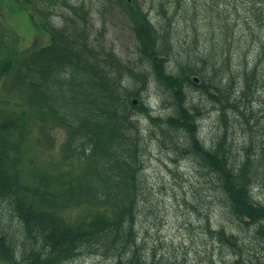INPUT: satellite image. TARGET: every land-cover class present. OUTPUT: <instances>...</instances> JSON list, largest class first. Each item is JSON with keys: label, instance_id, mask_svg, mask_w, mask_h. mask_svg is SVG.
Here are the masks:
<instances>
[{"label": "trees", "instance_id": "16d2710c", "mask_svg": "<svg viewBox=\"0 0 264 264\" xmlns=\"http://www.w3.org/2000/svg\"><path fill=\"white\" fill-rule=\"evenodd\" d=\"M114 1L137 41V71L113 49L94 44L92 8L84 2L0 0L48 36L46 43L21 46L0 34V264H67L86 255L111 264H171L145 251L137 228L147 139L193 159L205 190L238 224V233L213 227L209 218L204 225L234 254L227 264H264V202L254 194L264 185V0H241L244 26L259 30L250 50L241 49L236 24L224 14L219 59L182 57L173 42L175 13L169 15L164 0L158 4L165 22L153 21L137 0ZM211 11L223 20L216 7ZM235 38L238 54L224 66L225 47ZM150 76L168 98L164 116L145 98ZM192 91L220 111L223 128L210 146L199 135L204 112ZM141 115L150 121L149 135ZM231 117L247 135L240 150ZM55 130L66 134L58 148ZM9 214L20 224L13 231Z\"/></svg>", "mask_w": 264, "mask_h": 264}, {"label": "rangeland", "instance_id": "374dc122", "mask_svg": "<svg viewBox=\"0 0 264 264\" xmlns=\"http://www.w3.org/2000/svg\"><path fill=\"white\" fill-rule=\"evenodd\" d=\"M72 1L76 5L84 2L91 6V37L94 44L113 49L124 62L134 66L136 71L139 70L136 68L139 62L137 41L121 7L114 0ZM137 1L142 4L153 21L165 22L158 4L161 0ZM164 2L170 10H168L169 15L175 13L173 19L176 31L173 42L183 58L199 55L207 59L209 55H215L219 59L224 47L222 34L225 33L219 25L225 23L221 27H226L227 19L231 24H236L235 34L244 43L242 50L244 47L245 51L250 50V44H257L259 30L255 28L256 26L251 28L244 26L245 5L241 0H164ZM9 7L8 10H4L0 6V34H4V38L10 43L14 41L21 46H33L36 41L39 42V39L44 40L43 43L48 42V36L36 29L29 17L17 8H13L11 4ZM213 7H216L218 13L228 15L226 20L225 15L222 17L223 20L215 17L211 11ZM56 15L58 16L54 17V21L61 24L62 17ZM212 20L214 22H211ZM213 32L216 34L213 35ZM244 39L248 41L245 42ZM238 43L235 38L234 43L231 44L234 46L226 45L222 56L224 66L227 60L238 54ZM250 54L247 53L249 59H251ZM171 64L174 65V61ZM145 67L144 70L147 71L149 67L147 65ZM190 94L193 101L202 106L204 113L199 119V135L205 144L210 146L216 139L215 135L223 128L220 111L216 109V105L201 99L196 92L192 91ZM145 98L152 112L163 116L170 112L167 106L168 98L162 94L161 87L151 76L148 79ZM149 122L145 115L140 116V124L145 130V135H149ZM229 125L235 137V150H240L241 141L243 138L246 139L247 135L243 133L239 122L232 117ZM53 134L56 139L55 147L58 148L66 134L59 130H55ZM147 140L151 144L145 154V192L137 222L140 242L145 251L148 254L155 253L157 258L164 255L171 264H227L234 258V254L220 242L214 241L204 225L209 218L213 227L224 225L238 233L236 231H239L238 224L229 218L223 202H220L215 195L211 196L212 190L210 188L205 190L206 179L200 174V169L193 159L178 158L170 150L159 147L149 141L150 139ZM196 188H199L198 192L195 191ZM254 194L257 199L264 202V185H257ZM4 217L11 231L20 225L18 218L10 214ZM251 234L254 235L246 231L243 236ZM247 237L250 239L249 236ZM67 264H111V261L97 255H86L78 256Z\"/></svg>", "mask_w": 264, "mask_h": 264}, {"label": "water", "instance_id": "95a60500", "mask_svg": "<svg viewBox=\"0 0 264 264\" xmlns=\"http://www.w3.org/2000/svg\"><path fill=\"white\" fill-rule=\"evenodd\" d=\"M196 79H198L197 77H196ZM136 101V100H135Z\"/></svg>", "mask_w": 264, "mask_h": 264}]
</instances>
